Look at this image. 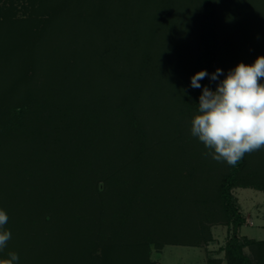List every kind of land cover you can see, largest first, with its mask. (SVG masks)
I'll list each match as a JSON object with an SVG mask.
<instances>
[{
	"label": "trees",
	"instance_id": "1",
	"mask_svg": "<svg viewBox=\"0 0 264 264\" xmlns=\"http://www.w3.org/2000/svg\"><path fill=\"white\" fill-rule=\"evenodd\" d=\"M177 2L0 0L17 57L0 70V210L12 234L0 260L162 264L153 250L207 248L226 226L224 257L208 264H263L264 239L239 234L234 190L264 191V149L228 166L205 155L191 126L203 86L214 91L238 63L264 56V31L244 28L234 47L220 22L228 0H190L189 15ZM99 16L115 17V35L98 32ZM217 68V81L191 87L196 72Z\"/></svg>",
	"mask_w": 264,
	"mask_h": 264
},
{
	"label": "clouds",
	"instance_id": "2",
	"mask_svg": "<svg viewBox=\"0 0 264 264\" xmlns=\"http://www.w3.org/2000/svg\"><path fill=\"white\" fill-rule=\"evenodd\" d=\"M220 75V68L211 74L200 70L191 77V87L201 88L202 79L217 81ZM191 134L208 150L206 156L232 167L246 153L264 149V56H258L251 65L238 63L219 80L214 91L203 86ZM8 220L6 212L0 210V251L11 239V232L4 228ZM18 261V254L9 252L0 264Z\"/></svg>",
	"mask_w": 264,
	"mask_h": 264
},
{
	"label": "rangeland",
	"instance_id": "3",
	"mask_svg": "<svg viewBox=\"0 0 264 264\" xmlns=\"http://www.w3.org/2000/svg\"><path fill=\"white\" fill-rule=\"evenodd\" d=\"M177 1L180 2V0H150V3L152 6L156 5L157 7H159V9H163L164 6H166V8H168L169 6L178 7L179 4ZM184 1H186V5L180 7V13L182 12L183 15H189L188 13L184 12V10L190 8L189 4H187L188 2H190V0H181L180 5L184 3ZM148 3L149 1L147 2V4ZM227 3H229L230 5L225 4L223 6L220 14V22L223 26L221 28L223 30V37L225 40H227V38L230 36V44H232L234 47L242 45L239 41H243L241 37H244L242 36L244 33L242 34V32L246 27L256 31H264V0H228ZM171 14H173V12L168 10L166 16L171 18ZM177 14L179 15L178 11ZM21 15L22 13L19 12L18 17ZM7 16H11V13H8ZM101 17L102 16L96 18V25L99 27L98 32H105L107 34L112 33L114 29H111V26L112 21L115 20V17H112V21L110 19H106V22L103 24H101ZM3 19V16L0 17V22H2ZM121 19L124 20L125 18L122 16ZM116 22L118 25L117 18ZM122 22L120 24H122ZM135 30L143 31L144 29L143 26H141L140 28H135ZM185 32L186 31H184V33L182 34L183 37L185 36ZM151 34L153 35V33H150V35ZM112 35L115 34L112 33ZM139 37H143V34H141ZM143 39L148 38L144 37ZM81 41L84 40L82 39ZM85 48H89V46L86 45ZM10 50L11 43L8 42L5 31L3 29H0V70L8 69L10 64H5L4 62L12 58L16 60L17 57H13ZM51 59L52 58H50L47 63H51ZM234 194L238 198L241 206V211L246 218V224L240 229L239 234L248 237L249 239L263 240L264 191L250 188H237L234 190ZM33 226H36L37 229H40L37 223H35ZM213 233L214 240L209 244V246H207V248L184 245L166 246L159 252L153 250V259L162 264H208L209 257H224V252H222L221 248L226 245L230 238L229 230L226 226L214 227ZM245 251L252 258H254V254L249 247H246ZM125 261H128V259H126Z\"/></svg>",
	"mask_w": 264,
	"mask_h": 264
}]
</instances>
